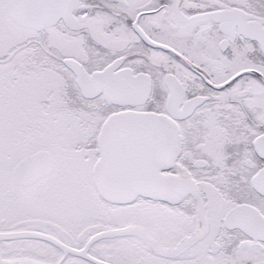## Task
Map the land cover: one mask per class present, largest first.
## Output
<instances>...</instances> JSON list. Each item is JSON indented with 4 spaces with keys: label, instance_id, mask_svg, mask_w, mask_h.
Segmentation results:
<instances>
[{
    "label": "snow or ice",
    "instance_id": "1",
    "mask_svg": "<svg viewBox=\"0 0 264 264\" xmlns=\"http://www.w3.org/2000/svg\"><path fill=\"white\" fill-rule=\"evenodd\" d=\"M0 264H264V0H0Z\"/></svg>",
    "mask_w": 264,
    "mask_h": 264
}]
</instances>
